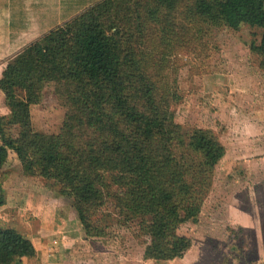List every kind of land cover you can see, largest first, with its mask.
Wrapping results in <instances>:
<instances>
[{"label": "trees", "instance_id": "16d2710c", "mask_svg": "<svg viewBox=\"0 0 264 264\" xmlns=\"http://www.w3.org/2000/svg\"><path fill=\"white\" fill-rule=\"evenodd\" d=\"M132 1L136 0H104L8 63L0 80L11 112L9 117L0 116V174L14 152L25 176L56 181L60 194L74 199L88 236L99 235L92 218L105 206L106 195L112 196L123 213L142 219L140 227L150 238L145 260L172 261L192 248V239L178 230L198 221L212 174L226 148L201 129L194 130L190 142L185 140L181 127L167 113L173 96L158 99L150 87L140 94L139 109L129 87L134 79L128 72L130 52L122 43L125 34L118 23H129L131 14L142 8L159 19L168 18L180 3L137 0L134 5ZM192 1L191 10L198 19L232 30L242 26L262 30L259 45L254 43L251 49L264 56V0ZM112 27L116 28L110 35ZM52 82L59 85L70 108L71 121L59 135L36 132L31 119L41 88ZM140 91L137 87L135 94ZM13 126L20 128L17 139L6 132ZM132 127L136 131L129 132ZM122 131L119 139L111 138ZM189 151L200 163L177 161L175 168L176 154L186 159ZM109 184L123 192L110 194ZM35 253L33 243L23 235L0 229V264Z\"/></svg>", "mask_w": 264, "mask_h": 264}, {"label": "rangeland", "instance_id": "374dc122", "mask_svg": "<svg viewBox=\"0 0 264 264\" xmlns=\"http://www.w3.org/2000/svg\"><path fill=\"white\" fill-rule=\"evenodd\" d=\"M178 3L168 18L159 19L142 8L131 14L129 23H118L125 34L122 43L131 53L128 72L134 79L129 87L139 109V96L150 87L158 99L173 96L167 113L181 127L185 140L190 142L194 130L207 131L226 154L212 174L198 221L178 230L192 239V249L183 261L149 264H264V56L251 49L252 44L259 45L262 30L213 25L194 16L192 0ZM137 87L142 91L135 94ZM40 94V101L31 107L34 130L59 135L71 121L68 102L53 82L45 84ZM6 132L17 139L20 128L7 127ZM177 161L200 163L192 151L186 159L177 153L175 168ZM32 180L33 187L65 198L75 212L83 234L79 258L85 264H148L144 255L150 238L140 227L142 219L123 213L112 196L106 195L105 206L94 212L92 222L99 235L88 236L74 199L61 195L56 181ZM109 186L110 194L123 192Z\"/></svg>", "mask_w": 264, "mask_h": 264}, {"label": "crops", "instance_id": "0c3cea01", "mask_svg": "<svg viewBox=\"0 0 264 264\" xmlns=\"http://www.w3.org/2000/svg\"><path fill=\"white\" fill-rule=\"evenodd\" d=\"M102 1L0 0V80L8 63L29 45ZM10 113L0 89V116ZM20 172L17 155L10 152L0 174V229L20 233L33 243L36 253L10 264H85L79 258L83 234L75 212L65 198L33 187V177L19 176ZM186 254L172 261H183Z\"/></svg>", "mask_w": 264, "mask_h": 264}]
</instances>
